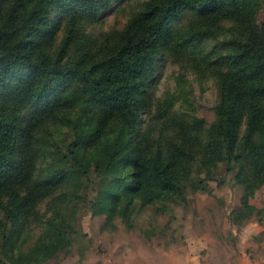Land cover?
Returning a JSON list of instances; mask_svg holds the SVG:
<instances>
[{"label":"trees","instance_id":"trees-1","mask_svg":"<svg viewBox=\"0 0 264 264\" xmlns=\"http://www.w3.org/2000/svg\"><path fill=\"white\" fill-rule=\"evenodd\" d=\"M61 1L0 0L3 244L16 242L20 218L37 197L90 167L102 179L95 212H112L121 196L128 206L135 198L143 204L185 202L182 183L190 180L192 167L205 168V177L215 180L212 168L219 164L227 170L239 165L233 179L243 187L241 202L246 204L264 184V22H253L259 0H146L122 30L112 32L111 45L99 57L83 46L80 20L85 10L111 0H73L66 34L50 51L57 28L49 15ZM186 12L190 19L185 29L175 30L173 21ZM227 21L240 29L224 38L217 25ZM209 38L218 43L204 57L219 89L215 120L202 127L201 120L183 123L166 118L164 111L158 133H139L144 88L157 58L165 53L176 61L190 55L196 60L201 53L194 42ZM75 43L78 51L72 53ZM73 84L79 95L65 96ZM49 121L72 131L64 148L37 136ZM43 142L52 148L47 149L51 160L35 180L34 156ZM119 167L129 178L122 190L107 179ZM191 186L206 185L192 178ZM47 223L51 241L44 252L49 256L66 243L59 221L53 217Z\"/></svg>","mask_w":264,"mask_h":264},{"label":"rangeland","instance_id":"rangeland-1","mask_svg":"<svg viewBox=\"0 0 264 264\" xmlns=\"http://www.w3.org/2000/svg\"><path fill=\"white\" fill-rule=\"evenodd\" d=\"M145 1L111 0L85 10L79 25L83 46L94 57L104 55L112 43V32L122 30ZM74 6L73 0H62L51 9L49 21L57 32L50 51L65 36ZM189 19V12L180 15L173 21L174 29H185ZM253 19L257 26L264 22V0L257 2ZM217 27L224 38L240 29L229 21ZM215 44L213 38L196 40L192 47L201 53L196 60L190 55L176 61L165 53L157 58L144 88L139 133H158L164 111L166 118L183 123L201 120L202 127L215 120L219 89L216 75L204 60ZM72 49L78 51L76 43L70 52ZM63 94L77 97L78 86L70 85ZM37 136L54 140L62 148L73 137L70 129L53 121L44 123ZM47 149L52 150L43 142L36 150L35 180L51 160ZM195 167L190 180L182 183L185 202L143 204L135 198L128 206L121 196L112 212L93 210L102 179L92 167L86 173L71 175L50 194L35 199L20 218L19 235L12 246L2 242L3 199L0 257L4 264H264V184L243 204V187L233 179L238 164H232L229 170L226 164L212 168L215 180L205 177V168ZM127 175L126 169L119 167L107 179L114 180L122 190L129 181ZM192 178L201 180L205 188L194 190ZM53 217L59 221L66 246L48 256L44 252L51 241L47 222Z\"/></svg>","mask_w":264,"mask_h":264}]
</instances>
